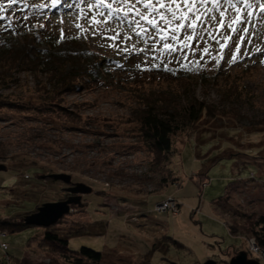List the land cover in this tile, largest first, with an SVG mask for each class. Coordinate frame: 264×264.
<instances>
[{"label":"rangeland","instance_id":"obj_1","mask_svg":"<svg viewBox=\"0 0 264 264\" xmlns=\"http://www.w3.org/2000/svg\"><path fill=\"white\" fill-rule=\"evenodd\" d=\"M232 3L245 17L253 13L236 62L230 61L243 25L235 34L227 28L228 18L235 15L232 9L219 32L214 21H206L220 43L197 28L184 59L181 52L153 51L154 41L145 43L128 23L131 14L105 20L100 13L107 15L108 9L100 0H0V51L21 48L25 34L41 28L42 50L68 49L58 43L64 36L75 38L83 51L115 62L103 82L83 84L55 98L36 91L46 83L45 71L38 76L16 71L0 82V104L6 106L0 105V165L7 168L0 172V219L22 217L65 199L66 185L50 175L66 174L73 183L91 188L81 208L71 206L50 227L68 241L71 251L101 253L100 264H228L243 251L263 264V250L255 254L250 248L254 236L243 231L230 235L227 224L241 223L225 205L264 216V0ZM227 7L220 0V10ZM210 15L219 20L217 10ZM225 36L231 39L225 42ZM225 43L220 59V44ZM162 93H172L180 102H185V93L193 96L213 115L204 113L173 136L170 157L156 165L132 111L143 97ZM170 199L179 206L176 215L155 210ZM72 231L78 234L68 235ZM43 233V228L32 227L0 239V262L7 254L24 257L18 264H69L48 250L27 248L29 238L30 243Z\"/></svg>","mask_w":264,"mask_h":264},{"label":"trees","instance_id":"obj_2","mask_svg":"<svg viewBox=\"0 0 264 264\" xmlns=\"http://www.w3.org/2000/svg\"><path fill=\"white\" fill-rule=\"evenodd\" d=\"M34 9L38 10L39 7L34 6ZM39 32L41 33V28L40 31L37 30L33 34L26 33L24 44L21 48L12 47L0 51L1 83L4 84L8 79H11L16 71L33 73L35 76L45 71L46 83L38 85L36 91H41L45 96L55 98L66 92L78 91L83 84L93 85L103 82L109 69L115 65L112 60L99 58L97 55L91 54L93 52L83 51L79 48L80 44L75 38L60 37L58 43L67 44L69 47L63 51L57 49L55 53H51L49 50H42L40 49V44L43 42L44 36L41 37ZM103 63L107 65L105 68H101ZM195 65L198 64L194 63ZM150 96L143 97L138 102V107L132 111V121L139 126L140 139L153 156L154 163L158 165L166 162L170 157L173 136L191 127L204 113L206 116L213 114H211L212 112L208 105L193 96L189 97L186 93L185 102L177 100L172 93H169V95L158 94L155 97L153 96V98ZM3 102L0 104L2 105L1 107L5 106ZM7 103L6 105L15 106L13 102ZM48 106L59 107L53 102H48ZM21 107L24 108L23 105ZM60 109L62 110V108ZM34 110H37V108ZM233 115L237 116L235 113ZM205 182H200V184ZM216 202L218 203V201ZM225 206L241 223L236 225L227 224L230 235L238 236L240 234L239 231H243L247 235L254 236L255 244L263 249L264 216H256L254 213L247 215L241 210L231 208L227 203ZM24 216L25 214L14 219H0V235L4 234V236H0V239H5L8 234L19 233L32 228L25 225L22 219ZM75 234L78 233L74 231L68 233V235ZM29 240H27L26 244L28 249L37 253L48 250L51 253L58 254L61 259H65L69 264H100L103 258L101 253L88 248H81L77 252L71 251L68 248V241L52 230V228L44 229L41 239H34L30 243ZM1 244L6 245L5 250H7V244L4 242ZM174 244L179 248H183L178 242ZM19 260L12 259L6 254L4 255V261L0 262V264H18ZM142 263L150 264L146 261H142Z\"/></svg>","mask_w":264,"mask_h":264},{"label":"snow or ice","instance_id":"obj_3","mask_svg":"<svg viewBox=\"0 0 264 264\" xmlns=\"http://www.w3.org/2000/svg\"><path fill=\"white\" fill-rule=\"evenodd\" d=\"M13 2L14 0H9V3ZM209 3L212 8L207 7ZM224 3L228 7L220 10V0H154V2L153 0H135L134 3L131 0H111V3H104V0H100V4L108 9L107 15L104 13H100V15L107 20L114 14L121 12L125 18L131 14L132 18L128 20V23L133 26L135 34L145 40V43L148 40L154 41L153 51L159 50L161 54L181 52L183 58L187 59V53L184 52V49L190 47V42L197 37V28H201V34H206L209 39L216 40L218 44L220 43L213 32L209 30V27L206 26V21H214L216 31L219 32L220 29L225 27L228 10L232 9L235 15L228 18L227 28L235 34L239 31L238 26L243 25L240 42L237 43L236 52L233 53L230 61L236 62L240 44L248 36V22L251 20L253 13L248 12L245 17L241 8L232 3V0H224ZM246 6L250 7V5ZM141 8L144 11H141ZM213 9L219 12V20L215 15H210ZM260 10L264 13V3L260 4ZM92 20L97 24L99 23L95 17ZM77 27L79 28L80 25H77ZM181 36H183V40H181ZM126 39H130V37H126ZM230 39V36L224 37L225 42ZM248 42L251 43L250 38ZM160 45H162V48ZM225 46L226 43L220 44V59L223 58L222 51ZM125 50L127 51V49ZM256 51H260V49H256ZM192 52L195 54V49H192ZM203 53H208V48L203 49ZM245 55H248V53L246 52Z\"/></svg>","mask_w":264,"mask_h":264},{"label":"water","instance_id":"obj_4","mask_svg":"<svg viewBox=\"0 0 264 264\" xmlns=\"http://www.w3.org/2000/svg\"><path fill=\"white\" fill-rule=\"evenodd\" d=\"M4 165H0V172L6 171ZM55 181H60L67 187L63 190L66 198L57 202L45 203L39 206L35 212L24 216L25 225L31 227H40L43 229L56 225L66 215L71 212V206L81 208L82 197L91 193V188L82 183H73L71 176L66 174L50 175ZM202 264H218L214 260H207ZM228 264H261L257 260L247 258L245 252L240 251L234 257L230 258Z\"/></svg>","mask_w":264,"mask_h":264},{"label":"built area","instance_id":"obj_5","mask_svg":"<svg viewBox=\"0 0 264 264\" xmlns=\"http://www.w3.org/2000/svg\"><path fill=\"white\" fill-rule=\"evenodd\" d=\"M24 177L28 179L27 175H24ZM155 210L157 212H171L173 215H176L179 212V206L175 200L170 199L168 201H164L161 204L157 205ZM0 236H4V234H1ZM1 247L4 250L6 249V245L4 244H2ZM250 248H251L252 253L258 254L260 250H263V254H264V248L260 249L257 245H255L253 240H251ZM261 262L264 264V258L262 259Z\"/></svg>","mask_w":264,"mask_h":264},{"label":"crops","instance_id":"obj_6","mask_svg":"<svg viewBox=\"0 0 264 264\" xmlns=\"http://www.w3.org/2000/svg\"><path fill=\"white\" fill-rule=\"evenodd\" d=\"M182 246H183V245H182ZM24 255H25V253H24ZM21 258L23 259L24 257H21ZM21 258H20V260H22Z\"/></svg>","mask_w":264,"mask_h":264},{"label":"flooded vegetation","instance_id":"obj_7","mask_svg":"<svg viewBox=\"0 0 264 264\" xmlns=\"http://www.w3.org/2000/svg\"><path fill=\"white\" fill-rule=\"evenodd\" d=\"M65 188H66V186H65Z\"/></svg>","mask_w":264,"mask_h":264}]
</instances>
